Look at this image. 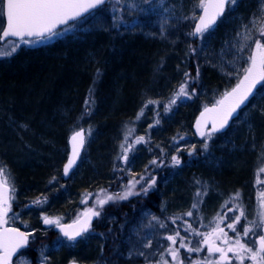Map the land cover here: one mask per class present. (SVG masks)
<instances>
[{
	"label": "trees",
	"instance_id": "trees-1",
	"mask_svg": "<svg viewBox=\"0 0 264 264\" xmlns=\"http://www.w3.org/2000/svg\"><path fill=\"white\" fill-rule=\"evenodd\" d=\"M131 1H126L128 4L117 15L113 16L109 12L100 16L103 22L96 21L94 16L102 11L115 9L117 4L121 8L122 0H112L94 13L65 27L44 44L20 47L11 57H0V158L4 162L13 159L20 162L23 159L20 167L14 161L10 165L6 162L14 175L15 185L17 183L22 193L20 199H12V211L23 210L22 213L27 215L32 208L39 206L34 203L37 198L46 197L59 201L51 207L53 218L59 214H73L76 205L83 207L80 205L86 199L90 202L86 204L88 208L101 212L100 226L93 222L91 227L103 241L96 245L97 254L92 264H134L137 260H127L120 255L119 250L112 248L115 242L122 240L121 226L125 225L107 221V218L114 214L118 223H128V219L133 217L130 212L136 215L134 207L141 203V206L152 209L154 215H159L165 222L163 231L166 235L161 236L165 248L152 260V264L161 260V256L169 264L174 263L166 251L173 245L166 237L169 236L167 233L176 235L177 232L179 236L175 247L179 248L183 238V243L188 247L202 249L190 253L187 248H179V259L183 264H193L208 256L207 246L202 242L203 236L197 233L212 232V221L201 225V216L196 211L191 216H174L166 212L161 215L157 210L158 187L161 183L170 182L166 189H175V192L166 193L165 202L168 199L174 202L182 191L200 188L204 193L224 191V196L231 200L229 202L237 204L241 198L252 197L256 204L261 199L254 197L256 192L264 190L261 186H255L256 173L250 177L252 167L254 169L258 163L264 167V105L261 106L260 114L255 111L252 113L246 128H240L239 125L236 131L231 132L234 129L232 126L225 134L213 135L207 141V150L202 145L195 146L196 151L192 155L187 151L191 149V139L198 137L191 131L197 114L205 106L215 104L231 88L224 89L219 79L220 72L217 69L210 70L202 58L207 50L203 44L218 45L217 49H222L235 34L240 17L249 15L254 6L248 0H238L200 42L189 35L194 17L200 11L198 3H195L192 19L183 24L176 23L169 30V36L162 41L148 30L152 27L150 21L164 12L157 1L153 6L158 5V8L149 4L147 9H143L145 15L140 25L139 21L128 22L125 19L130 10L135 11L137 8L136 5H129ZM190 4L193 6V2ZM227 22L229 26H226ZM66 30L69 32L65 33ZM212 36L217 40L212 42ZM185 72L194 78L189 80V91L194 88L195 93L191 98L178 100L171 111L166 112L164 106L185 80ZM89 98L92 101L90 115L85 105V100ZM149 100L159 101V104H148ZM141 109L143 115L137 119ZM157 119L159 124L155 123ZM150 124L154 126L150 128ZM80 128H91L89 136L92 139H88L85 146L88 161L76 170L75 179L72 176L65 181L61 177V166L67 151V137ZM130 130L133 131L128 135V143H132L133 147L125 163L119 159L122 155L120 145L125 143V135ZM139 136L145 137L147 143L135 144V138ZM181 136L184 139H180ZM252 147L256 150L254 153L249 152ZM29 148L37 153L32 156ZM258 149L261 150L260 154ZM173 155L180 158L179 165L172 164ZM36 159L39 161L35 162ZM27 160L29 162L26 163ZM152 160H156L157 164H151ZM200 162L203 164L199 166ZM128 168L132 170L126 173ZM128 175L137 180L141 175L154 176V189H149L146 195L140 192L130 201L128 198L108 201L101 209L97 200L109 194L122 195L127 190ZM259 176L262 177V174L259 173ZM144 183L141 181V184ZM123 184H126L125 187ZM247 184L254 191L253 196H248ZM54 186L57 187L54 189ZM58 186L62 187L61 190ZM237 187V190L231 191ZM133 191L138 192L135 189ZM237 192L240 198L233 200ZM27 204L33 206L30 208ZM232 205L236 207L232 203L229 207ZM70 209L73 210L68 213ZM35 210L32 227L20 226L27 231H42L23 253L31 258L33 264H63L65 257L52 254L53 241L59 233L54 228L45 230L44 216ZM224 217L221 210L220 218H223V222L220 227L234 240L236 233L227 227V221L233 222V219L228 216L226 220ZM210 219L206 217L204 220ZM236 227L242 232L245 227L243 220ZM255 235L260 234L250 233L248 237H241L242 242L251 245ZM217 241L219 239L216 244ZM219 242L226 246L222 240ZM42 245H48L46 254H43L47 259L40 257ZM218 255L213 254V259H218ZM138 262L142 263L141 260ZM144 263L147 264L146 261Z\"/></svg>",
	"mask_w": 264,
	"mask_h": 264
},
{
	"label": "snow or ice",
	"instance_id": "snow-or-ice-1",
	"mask_svg": "<svg viewBox=\"0 0 264 264\" xmlns=\"http://www.w3.org/2000/svg\"><path fill=\"white\" fill-rule=\"evenodd\" d=\"M237 2L238 0H199L197 7L201 9L202 14L199 17H194L198 22L189 35L202 38ZM106 3H108V0H0V44H7L9 46L8 50L0 52V57H11L18 51L21 44L30 45L35 43L36 40L51 39L58 34L60 26L68 25L69 21L80 20L86 15H90L100 9ZM262 21H264V0H261L260 3L259 17H254L251 21L258 35L254 38L253 28H249L248 25L244 26L246 29L244 39L246 42L241 46L240 51H243L244 48H250V52L246 60H244L246 66L234 69L237 78L235 86L230 90H226L212 107L205 106L196 121V131L200 137L204 138L203 148L205 150L208 148L207 140L211 139L215 133L228 125L234 114L254 95V91L258 85H264V22ZM114 26L118 27L115 24ZM247 41H251V44H248ZM192 51L195 52L196 50L192 49ZM232 74L229 73V75ZM198 75L199 70H197ZM184 76L185 80L173 93L168 104L164 106L166 112L171 111L172 106L178 100L191 98L195 93L194 88L189 91V80L194 78L190 77V74L187 72L184 73ZM91 103L90 98L85 100L86 112L89 115L91 114ZM148 104H159V101L149 100ZM142 115L143 109H141L137 119H140ZM155 123L159 124V119ZM209 124L211 127H209ZM153 126L149 125L150 128ZM131 131L133 130H130L125 135V143L120 145L122 155L119 159L125 163L128 162V153L133 147L132 143H128V135H131ZM90 134L91 128L88 130L80 128L70 136L71 154L63 168L65 176L69 175L70 170L76 165L80 151L86 142V136ZM173 139L175 140L176 138L174 137ZM180 139H184V137L181 136ZM134 143L141 144L147 143V141L145 137L139 136L135 138ZM187 151L189 155H192L196 151L195 145L191 149H187ZM171 160L174 166L181 163L177 155H173ZM150 163L156 165L157 161L152 160ZM260 171L264 172V167ZM141 181L145 183L141 184ZM138 184L141 185L140 192L146 195L149 189L155 186L156 179L152 175H148L147 177L141 175L138 180L133 179L129 181L127 190L122 195L119 193L106 195L104 198L98 199L97 204L102 209L108 201L127 199L131 195H139L140 192L133 191ZM10 192H15L14 185L10 182V174L7 173L6 167L0 166V264H13L14 254H17L18 250L26 248L29 244V237L32 235V233L21 231L19 228L6 226L9 224V213L12 212L11 201L14 198L10 195ZM196 195L200 196L202 193L197 192ZM258 195L261 198L259 200L261 207L259 223L252 221L248 226L243 227L242 232L238 231L236 225L244 217L243 208L238 206L239 215L232 218L233 223L227 224V227L236 233V238L232 240V238L228 237V233L220 227L219 223L216 224V227L210 233H197V235L203 236L202 242L207 245L209 257L215 253H219V258L216 260L205 258V260L200 262L194 261L193 264H231L232 259L239 261V264H245V260L251 261V264H264V192H260ZM239 198V192L235 193L232 197L233 200H239ZM46 199V197L44 199L37 198L34 203L41 205L46 202ZM84 202H87L86 199ZM192 207L196 208L197 204L194 203ZM229 211H233V209H229ZM192 214L191 211L186 213L188 216ZM16 215L13 213V218ZM100 215L101 212L95 208H88L69 225H62L60 218L48 216L43 217V222L47 225H56L69 241H75L77 237L89 231L92 218L99 217ZM153 219H156V217H153ZM163 226L161 225V227ZM255 228H260L262 234L258 236V239L253 241V244L257 246L249 247L246 243L242 242L241 237H248L250 233H254ZM177 236H179L178 232L176 235L166 237L171 242V245H173V247L167 248L166 251L172 257L174 264H183V261L179 259V248H187V251L190 253L202 250L199 247H188L183 243V238H181L179 248L175 247ZM218 239H221L226 247L217 246L216 240ZM144 246L150 247L151 245L145 244ZM228 253H232V257H229ZM138 254L141 256L145 255L144 252H139ZM22 255L23 253L17 255L16 264H31V261L27 260L26 257L22 260ZM72 264H76V262L73 261ZM156 264H169V261L161 256V260L157 261Z\"/></svg>",
	"mask_w": 264,
	"mask_h": 264
},
{
	"label": "rangeland",
	"instance_id": "rangeland-1",
	"mask_svg": "<svg viewBox=\"0 0 264 264\" xmlns=\"http://www.w3.org/2000/svg\"><path fill=\"white\" fill-rule=\"evenodd\" d=\"M128 0H122V6L121 8L117 7V5L115 6V9H107L106 11H102L100 14L95 15V19L98 22H103V17H100L101 15H106L110 12L111 15L115 16V14L117 15L119 13V11L121 9H124V6H126L128 3L126 2ZM138 1V0H137ZM137 1L135 3V1H131L129 3V5L131 6H135L137 5ZM140 3L138 6H136V10H130V12L127 14L126 16V20L128 22H135L137 21V17H138V12L139 9L143 10L144 8L147 9L148 5L150 4V6L154 7V8H158V5L161 7V9L164 12H161L155 19H153L152 24H151V28H149L148 30H150L152 33H154L156 35V37H160V39L165 40L166 37L169 36V30H171V27L175 26L176 23L179 24L178 22H180V24H183L185 22H188L189 20L192 19V17L194 16V6L195 3H198L199 0H147V2L145 0H139ZM157 1L158 5H154ZM189 2H193V6L190 4ZM248 2H251L253 4L254 7H252V9L250 10V14L246 15L245 17H240L239 21H238V28L235 29V34H233L231 36V40L229 42L226 43V45L224 47H222V49L218 50L217 47L218 45L214 46V44H210L207 43V45H204V49L206 48L207 50L204 51V54L202 55V58L205 60V62L209 65L210 70L213 69H217L220 72V80L222 81V84L224 86V89H227L228 87H232L233 83L236 84L237 82V78L236 75L234 73V69L237 68H241V67H245L246 65L244 64V60H246L247 56L249 55L250 52V48H244L243 51H240V48L243 44H245V25H248L249 28H253V25L251 23V21L253 20L254 17H259L260 14V3L261 0H248ZM238 3V2H237ZM151 7V8H152ZM134 8V7H132ZM131 8V9H132ZM191 9V10H190ZM111 10V11H110ZM190 10V11H189ZM189 13L186 15V12ZM264 22V21H262ZM97 23V22H95ZM69 32L68 30L65 31V33ZM239 33V35H237ZM59 34V32H58ZM57 34V35H58ZM258 35L255 31V29L253 28V36L255 38V36ZM204 38V37H203ZM203 38H201L203 40ZM48 39L45 40H36L35 43L30 44V45H24L21 44L20 47H30L33 45H42L44 44ZM215 39L213 36L211 38V41L214 42ZM201 42V41H200ZM199 42V43H200ZM248 44H251V41H247ZM8 45L6 44L5 46L0 45V52H4L6 50H8ZM229 73H233L232 75H229ZM242 75V74H241ZM225 90H223L224 92ZM220 92V93H223ZM264 105V87H262L259 92L257 93L256 97L254 98V100L252 101L251 105L249 107H247L241 114L239 121H236L234 123V127H237L239 125H242L243 123H246L249 121V119H251L252 117V113L255 111L257 114H260L261 111V106ZM210 139H208L207 141H209ZM204 143V138L198 136L195 139H191V144L189 145V148H192L193 145L195 146H202ZM240 151L242 150V148H239ZM30 154L34 155L35 153H37V151H34L33 149H30ZM252 151L253 153L256 151L254 147L249 148V152ZM259 151V149H258ZM175 153V151H174ZM261 153V150L259 151V154ZM67 151L65 153V155L63 156V159L65 160ZM32 155V156H33ZM41 156V155H40ZM13 159V158H12ZM33 159V158H32ZM30 160V159H29ZM29 160L26 161L29 162ZM39 159H36L35 162H38ZM13 162L16 164H18L20 167L22 164V161L19 162V160L13 159V160H9L6 162L10 165V162ZM31 161V160H30ZM87 163V160H85ZM4 162L2 160V158H0V165L6 167L7 173L10 174V182L12 185H14L15 188V192L12 193V196L14 197L13 199H20L22 196V193L19 192V188L18 185L16 183L15 185V178L13 177L14 175L10 172V167L9 165ZM11 162V163H12ZM21 163V164H20ZM63 163V162H62ZM255 165V164H254ZM231 165L229 164V167ZM233 166V165H232ZM262 168V166L259 165V163L255 166V168L251 169L250 172V177H252L255 173L257 175V181L255 182V186H261V188H264V172H261L260 169ZM79 170V168L77 169V171ZM132 169L128 168V171L126 173H129ZM76 171V173H77ZM76 173L73 175V179H75L76 177ZM259 173L262 174V177L259 176ZM136 179L134 176L132 175H128L127 176V180H128V184L130 180ZM170 182H165V183H161V185L158 187V197L159 195L162 196L161 200L159 202L158 200V212L161 215H165V212L174 216H179V215H186L187 212L191 211L193 213V215H195V211L198 212V216H201L200 218V224L201 225H206L208 223V221H212L213 225V229L216 227V224L219 223L221 226V222H223V220L220 218V212L221 210L223 211V215L226 216L224 218L227 217H231L232 216H237L239 215V210L238 207L243 208L244 210V217L241 218V220H243V222L245 223V226H248L250 224V222L252 221H256L257 223H259V212L261 211V207L259 205V201L257 200L256 204L254 202V198L252 197H248V198H241V201L238 202H229L231 200L227 199L224 195V191H221V193H216V192H203L202 190H200V188H195V189H187V192H180V196L178 195V199H174V202L171 201V199H168L167 202H165L166 200H164V198L167 196L166 194V188L168 186ZM122 185V184H121ZM126 184H123V186L125 187ZM246 191L248 192V196H253L254 191L250 190V185L247 184L246 185ZM57 186H54V189ZM59 187V186H58ZM62 187H59V190H61ZM140 188L141 185H137L135 188V191L140 192ZM154 189V188H151ZM172 189V188H171ZM237 188L232 189L233 190H237ZM242 189V188H240ZM175 190V189H174ZM172 189V191H174ZM240 191V190H238ZM242 191V190H241ZM260 192H264V190H259ZM124 191H122L123 193ZM175 192V191H174ZM197 192H201L202 195L197 196L196 193ZM260 192H256L255 196L257 199L260 198L259 197V193ZM46 194V193H45ZM224 196V197H223ZM134 197V195H131L128 197V200H132V198ZM160 199V198H159ZM181 199V200H180ZM163 200V201H162ZM215 200V202H210ZM175 202L177 204H175ZM227 202V203H226ZM59 201L58 200H54L52 201L51 199H46V202L43 203L42 205L37 206L36 208H32L31 212L28 213L27 215H24L22 213V211H12L9 213V226L12 227H18L23 226L24 228L28 227H32V223L35 220V215L33 214V212H36L35 209H37V211H40L43 216H48L51 217V207L52 205H56L58 204ZM197 204L196 208H193L192 205L193 204ZM232 203L234 204L236 207H234L232 205V207H229V204ZM29 204V203H28ZM27 204V205H28ZM34 204V203H33ZM33 204L28 205L30 208L31 206H33ZM86 204H90V202H83L80 206L83 207H78L79 205H76V208L74 209L73 214L69 213L71 212L73 209L68 210V214H59L58 216H55L53 218H60V223H65V222H71L75 219H77L78 216H80L82 213H84L87 209L88 206ZM26 205V206H27ZM26 206H22L25 207ZM135 210H137L136 215H132V212H130V215L133 216L131 218L128 219V223H129V228L126 225V221L122 222V223H118L117 220L114 221L116 222V224L118 225H125V227L121 226V230L123 233L121 238L122 240H118V243H114L113 245V250H119L121 253L120 255H122L125 259L127 260H137V262H134V264H145L144 261L147 262V264H152V260H155L156 256L159 254V252L161 250H163L165 248V243L162 240L161 236H165L166 233L163 231V227L165 226V222L164 220L159 216V215H154V211L148 207H144L141 206V203L138 205V207H134ZM229 209H233V211H229ZM149 210V211H148ZM28 212V211H27ZM13 213L17 214L15 218H13ZM134 214V213H133ZM70 216H73V218H71ZM34 217V219H33ZM153 217H156V219H153ZM203 217H210V220L205 221ZM37 219V218H36ZM43 219V217H42ZM41 220V219H40ZM39 220V222H40ZM32 221V222H31ZM100 221H101V217H95V225L96 226H100ZM38 223V220L37 222ZM125 223V224H124ZM229 223H233L230 220L227 221V224ZM41 224V222H40ZM161 225H164L163 227H161ZM20 226V227H21ZM26 226V227H25ZM38 226V224H37ZM29 228V229H30ZM229 229V228H228ZM47 230V229H45ZM259 230V231H258ZM40 231H42V229H36V230H28L29 233H32V242L36 241L37 237H35L38 233H40ZM254 233H258L260 234V228H255ZM167 235H170L169 233H167ZM256 239H258V235H255V238L252 239V244L248 245L249 247H256L257 245L253 244V241H255ZM160 240V241H159ZM162 240V242H161ZM221 239H219L220 241ZM219 241L217 246L223 247L224 245H222ZM53 255H59L62 257H65V261L63 264H68V262L76 260L78 262H80L81 264H92L93 260L96 258L95 255L97 254V249H96V245L97 243H103V241H101V239L98 237V233L96 230H91L87 235H85L84 237H82L80 240H77L75 242H68L66 240H64L61 236H58L55 238V240L53 241ZM120 243V244H119ZM145 244H150V247H145ZM205 245V244H204ZM207 246V245H206ZM47 247L48 245H42V247L39 250L40 253V257L47 259L46 256H43V254H46L47 251ZM226 247V246H224ZM96 249V250H95ZM139 252H144L145 255L141 256L138 253ZM131 253V255H130ZM208 256L207 258L213 259V257H209V253L207 252ZM229 257H232L231 254H228ZM26 257L27 260L31 261V264H33L31 258H29L26 254H23L21 259L23 260V258ZM219 257V255L217 256ZM155 258V259H154ZM67 259V260H66ZM141 260L142 263H139L138 261ZM214 260V259H213ZM16 264V261L13 263ZM174 264V263H172ZM231 264H239V261L232 259ZM245 264H251V261L249 260H245Z\"/></svg>",
	"mask_w": 264,
	"mask_h": 264
},
{
	"label": "water",
	"instance_id": "water-1",
	"mask_svg": "<svg viewBox=\"0 0 264 264\" xmlns=\"http://www.w3.org/2000/svg\"><path fill=\"white\" fill-rule=\"evenodd\" d=\"M108 1H110V0H108ZM202 14V11L200 12V14H199V16ZM78 21V20H77ZM73 22H75V21H69V24H71V23H73ZM198 21L196 20V22H195V24L197 23ZM68 24V25H69ZM65 26H67V25H62V26H60V29L61 28H63V27H65ZM194 30V29H193ZM33 39H35V38H33ZM261 85H258L257 86V89L254 91V95L253 96H251L250 98H249V100L245 103V105H243L242 107H241V109H239L238 111H237V113L236 114H234V116H233V118L229 121V123H228V125L224 128V129H222L221 131H219V132H217V133H215V134H222V133H225L228 129H229V127L231 126V124H232V122L238 117V115H239V113L248 105V103L254 98V96H255V94H256V91L259 89V87H260ZM213 105H211V106H208V107H212ZM203 110H204V108L201 110V112H203ZM200 112V113H201ZM200 113L196 116V118H195V120H194V122H193V124H192V130H193V132L195 133V134H198L197 133V131H196V127H195V125H196V121H197V119L200 117ZM209 127H211V125L209 124ZM72 135V134H71ZM70 135V136H71ZM70 136H69V138H68V141H67V146H68V153H67V157H66V160L64 161V163H63V165H62V169H61V174H62V179L63 180H67V179H69L70 177H71V175L73 174V172L76 170V168H77V166H78V163H79V161H80V158H81V156H82V154H83V151H84V147H85V144H84V147L81 149V151H80V156L78 157V159H77V162H76V165L70 170V172H69V175H67V176H65L64 174H63V168H64V165L67 163V160H68V157L70 156V154H71V144H70ZM92 222V221H91ZM70 224H72V223H70ZM63 225H69V224H63ZM57 230L63 235V233L60 231V228L59 227H57ZM22 231V230H21ZM88 232V231H87ZM87 232H85V233H87ZM85 233H83V235L85 234ZM64 236V235H63ZM82 236V235H81ZM81 236H79V237H77V238H80ZM65 237V236H64ZM66 238V237H65ZM28 246V245H27ZM26 246V247H27ZM22 250H18V253L17 254H14V256H13V260L17 257V255L21 252ZM69 264H72V262H70ZM76 264H79V263H77L76 262Z\"/></svg>",
	"mask_w": 264,
	"mask_h": 264
},
{
	"label": "bare ground",
	"instance_id": "bare-ground-1",
	"mask_svg": "<svg viewBox=\"0 0 264 264\" xmlns=\"http://www.w3.org/2000/svg\"><path fill=\"white\" fill-rule=\"evenodd\" d=\"M134 1H135V3H136L137 0H134ZM141 1H142V0H141ZM139 3H140V1L138 0V3H137L136 6H138ZM143 12H144L143 10L139 9L138 17L136 18L137 21H139V23H138L139 25L143 22V21H141L142 18H143V14H144ZM144 15H145V14H144ZM197 17H199V14L197 15ZM196 20H197V19L194 20V23H193V25H192V29H191L192 31H193V29H194V26H195V22H196ZM227 25L229 26V22H227L226 26H227ZM215 26H216V25H215ZM215 26H213V27H212L211 29H209L208 31L212 30ZM112 27L116 30V28H115L114 26H112ZM227 28H229V27H227ZM208 31H207V32H208ZM115 32L118 33L117 30H116ZM207 32H206V33H207ZM206 33H205V34H206ZM205 34H204V36H205ZM131 35H132V34H131ZM204 36H203V37H204ZM192 37L195 38V39H197L198 41H201V40H202L200 37H194V36H192ZM203 37H202V38H203ZM246 126H247V122H246V123H243L242 125H240V128H241V127L246 128ZM78 130H79V129L74 130V131H78ZM74 131H72V132L68 135V137H67V141H68L69 136H70L71 134H73ZM191 131H192V134H193V135H196V134L193 132L192 128H191ZM233 131H236V127H234V129H233L231 132H233ZM88 139L91 141L92 137L89 136V135H87V136H86V141H87ZM85 154H86V155H85ZM85 160H87V152H85V150H84V152H83V154H82V156H81V158H80V161H79V163H78L77 169L80 167V165L83 166L84 164H86V161H85ZM64 161H65V160H64ZM64 161H63V163H64ZM87 161H88V160H87ZM63 163H62V164H63ZM202 164H203V163L200 162L199 166L202 165ZM210 164H211V163H207V165H210ZM204 165H205V164H204ZM84 166H85V165H84ZM165 190H166V193H167V194L172 192V189H171V188H170V189H165ZM161 197H162V196L159 195V198H160L159 201L161 200ZM114 217L116 218V216H114V214H111V215L107 218V219H108L107 221H115V220H117V219H115ZM129 223H130V222H129ZM129 223L126 224V225L128 226V228H129Z\"/></svg>",
	"mask_w": 264,
	"mask_h": 264
}]
</instances>
